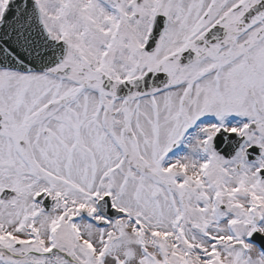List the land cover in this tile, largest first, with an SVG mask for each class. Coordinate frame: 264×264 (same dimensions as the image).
Masks as SVG:
<instances>
[{
	"label": "snow or ice",
	"instance_id": "6c2138e0",
	"mask_svg": "<svg viewBox=\"0 0 264 264\" xmlns=\"http://www.w3.org/2000/svg\"><path fill=\"white\" fill-rule=\"evenodd\" d=\"M0 264H264V0H0Z\"/></svg>",
	"mask_w": 264,
	"mask_h": 264
}]
</instances>
